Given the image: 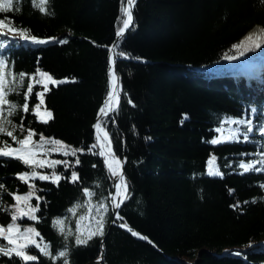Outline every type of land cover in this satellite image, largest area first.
<instances>
[{
    "label": "trees",
    "instance_id": "obj_1",
    "mask_svg": "<svg viewBox=\"0 0 264 264\" xmlns=\"http://www.w3.org/2000/svg\"><path fill=\"white\" fill-rule=\"evenodd\" d=\"M125 4L49 0L51 14H45L33 0H19L18 11L0 13V18H10L14 26L38 38L67 41L33 44L0 38V58L16 75L8 99L18 107L10 116L4 113L15 128L6 127L17 139L31 129L32 140L43 150L34 158L45 162V167L35 166L37 177L26 183L18 175L30 173L31 167L0 156V226L7 230L12 223V194L24 196L33 185L28 203L38 206L37 219L20 216L15 223L21 233L34 228L40 235L33 238L50 253L44 255L30 244L26 253L36 256L35 261L0 253V264H64L65 259L87 264L98 258L103 236H94L86 245H77L75 239L95 230L104 212L101 204L108 209L105 252L103 260L93 264H264V86L242 72L248 62H256L264 77V44L251 51L233 48L256 25L264 29V5L260 0H135L134 22L116 45L129 57L117 61L119 106L99 120L114 153L121 156L124 151L126 156L128 199L119 210L122 219L108 228L110 174L98 154L94 122L109 91L108 47L122 25ZM37 68L57 81L66 80L48 84L40 108L42 115L45 109L52 113L47 123L32 111L41 85L28 97L29 111H23L28 76ZM19 73L28 75L20 81ZM238 120L251 125L233 122ZM41 135L83 151H52L56 145L42 143ZM214 139L220 142L211 143ZM4 142L19 147L0 134V147ZM211 157L222 175H208ZM53 161L69 166L49 167ZM241 164H252L253 169L244 172ZM73 171L79 177L75 182ZM53 172L63 179H39ZM57 219L63 221V232L54 224ZM123 222L152 244L121 228ZM8 235L15 243L0 236V246L26 242L17 233ZM65 250L67 256L60 257Z\"/></svg>",
    "mask_w": 264,
    "mask_h": 264
},
{
    "label": "snow or ice",
    "instance_id": "obj_2",
    "mask_svg": "<svg viewBox=\"0 0 264 264\" xmlns=\"http://www.w3.org/2000/svg\"><path fill=\"white\" fill-rule=\"evenodd\" d=\"M49 3V0H33V5L35 7H38L39 10L42 13L45 14H51L48 12L47 5ZM260 3L264 5V0H260ZM19 0H0V13H6L12 10H19L18 7ZM135 5V0H127L126 6H123L121 9L122 12V27H119L116 31L117 38H120L124 35L125 31L131 26L133 22V16H132V8ZM8 34H13L14 36H18L19 38L29 41L33 44H46L50 42H57V43H66V40H57L56 38H48V39H41L38 38L35 35H32L30 33V30L28 29H21L17 28L11 23L10 18H0V36H5ZM246 44L250 45V47L245 46ZM264 44V29H262L259 33L250 34L248 37H246L245 41H241L240 44L233 45L234 49L239 50L241 47H244V51H251L255 50L256 48L261 47V45ZM3 44H0V47H3ZM115 47V45H114ZM110 52L113 51V49L109 50ZM240 55H243L244 52H240ZM118 55H123V53H118ZM226 59L232 60L236 57L233 56H226ZM115 60L113 57L110 56V67H109V91L107 93V97L105 99L104 105L99 109L98 116L108 115L109 112L117 110L120 102V92L118 90V77L115 74V68H114ZM12 76V81L8 80L9 76ZM28 74L26 73H19V80L23 81L24 78ZM16 82V75L12 74L8 70V66L6 65L3 58H0V134H5L8 137H11L13 141H15L19 147L12 148L11 145H9L7 142H4V146L0 147V156L4 157H11L13 159H19L24 164L29 165L31 167V172H25L18 175V178L24 182H28L29 179L37 177V172L35 171V166L38 165L39 167H45L44 161H37L35 160V149L37 147H42V144L38 145L36 142L32 140L33 135L35 134L31 129L27 130V135L24 136L23 139H17V137L14 135L12 130H9L6 125H11V121L8 120L4 113L7 112V114L10 116L14 114L15 110L17 109L18 105L13 103L8 99L9 93L15 91V88L13 87V84ZM65 81H57L53 78L52 75H50L47 72H44L37 68L36 73L28 76V84H27V90L24 92L25 97V103L23 104V111L27 112L29 111L28 107V97L33 94V89L36 85H41L42 90L39 92H36L35 95L39 97V103L32 109V111L36 114L37 118L40 119L43 123H47L48 120L52 119V113L51 111H48L47 109L44 110L43 115L40 112L41 105L44 104V94L48 92L50 89L48 87V84L51 83L53 85L64 83ZM131 103V100L128 101ZM255 111V109H253ZM46 117V118H45ZM234 123H248L251 125V121H233ZM12 128H15V125H11ZM94 128L97 130V141L100 142L101 137L99 133L103 132V141L104 143L100 144L101 152L99 153L102 156H105V164L107 165L108 169L111 172V175L113 177L118 178V182L115 184L116 193L113 196V208L119 209L121 204L128 199V185L125 181V178L122 174V172L117 171V168L120 166V161H117L114 157L112 159L108 158L107 153H111V142L108 138V133L104 132L101 123L98 122L94 125ZM248 132L252 131L251 126L247 129ZM260 132L264 133V127L260 128ZM248 137L245 135V140H247ZM40 141L42 143H50L53 145H56L55 148L51 149L52 151H64L65 155L71 154L75 155L77 151H83V149H72L71 146L65 145L62 141L59 140H46V138L41 135ZM219 140H212L211 143H219ZM95 147V145H93ZM105 148H107V153L105 152ZM89 152L92 151V148L88 149ZM215 157H211L208 161V175H222V173L219 171V169L215 165ZM57 163H64L65 167H68V163L66 161H53L50 164H48L49 167H54ZM76 163L79 164V159L76 160ZM95 167V165H94ZM240 167L244 170V172H248L253 169L252 164H241ZM255 171L259 172L262 171L260 168L254 169ZM40 180H51L53 183H58L61 179H63L62 176L57 175L55 172H53L51 175H39ZM78 174L77 172L73 171L71 180L72 182H75L78 180ZM261 187H264V185H261ZM0 188H3V185H0ZM232 191L231 189L229 190ZM35 188L33 185H30L29 192L24 195H17L12 194L13 199L16 201L15 205H12L13 208L16 209L12 213V223L7 226V230H5L2 226H0V236H3L5 239L9 241V244H14L15 240L11 235H8L9 233H18L21 238H23L26 242L17 244L15 247L7 248L6 246H0V253H3L4 255L11 256L13 253H15L16 256L20 257L23 261H35L37 259L36 256L28 255L26 253V249L30 244L35 245L37 248L40 249V252L44 255H50L48 251H46L47 245L45 247L41 248L39 243L33 238L32 234L35 236H39L40 234L36 232L34 228H26L23 230V232H20L19 225L15 223V221L20 216H28L30 219L35 220L37 217L34 215V213L38 210L37 207H32L28 201L30 198L34 195ZM86 194L88 193V190L85 189ZM24 202L25 207H21V202ZM254 202V201H253ZM247 203V201H245ZM27 208V210H25ZM99 208L104 209V212H107L108 209L105 207V205L101 204L99 205ZM71 211V209H70ZM104 212L100 213V219L96 221V228L95 230H88L87 234H81L77 235L75 239V243L77 245H86L88 242L94 237V236H103L104 235V224H105V216ZM117 218L120 219L119 214L117 213ZM54 224L60 226L59 230L63 232V221L57 219L54 221ZM121 227H127L126 224H121ZM129 231H132L130 228ZM132 234L134 236H139L138 233L132 231ZM142 239H146L145 237H140ZM60 257H66L67 256V250L59 252ZM53 259H56L54 256ZM64 264H69V261L67 259L64 260Z\"/></svg>",
    "mask_w": 264,
    "mask_h": 264
},
{
    "label": "water",
    "instance_id": "obj_3",
    "mask_svg": "<svg viewBox=\"0 0 264 264\" xmlns=\"http://www.w3.org/2000/svg\"><path fill=\"white\" fill-rule=\"evenodd\" d=\"M126 2H127V0H126ZM125 6H126V4H125ZM133 8H134V7H133ZM133 8H132V16H133V22H134V11H133ZM133 22H132V24H133ZM132 24H131V26H132ZM122 26H123V25H121L120 27H122ZM131 26H130V27H131ZM130 27H129V28H130ZM255 27H257V26H255ZM129 28H128V29H129ZM253 28H254V27H253ZM128 29H127V30H128ZM127 30H126V31H127ZM126 31H125V32H126ZM120 38H121V37H120ZM120 38H117V36H116L115 39H114V41L112 42V44L108 47V50L113 49L112 52L109 51V53H108V61H109V65H110V56L113 57L114 60H115L114 68H115V74H116V76L119 78V79H118V90H119V92H120V96H121L120 75H119V73H118V71H117V61H118L119 59L123 58V56H124L125 58H129V57H128L126 54H124L123 52L118 51L117 48H116V45H117L118 41L120 40ZM114 45H115V47H114ZM118 53H123V55H118ZM137 60L143 61V59H140V58H138ZM106 97H107V96H106ZM106 97H105V99H106ZM105 99L103 100V103H102V105L100 106V108L104 105ZM100 108H99V109H100ZM113 112H114V111L109 112L108 114H112ZM98 113H99V110H98ZM98 113H97V115H96L94 125H95V124L98 122V120H100V118L103 116V115L98 116ZM94 130H95V140H96V143H97V135H98V134H97V130H96L95 128H94ZM103 131H104V132H107V131L104 130V129H103ZM102 133H103V132H102ZM108 138H109V140H110L109 135H108ZM110 142H111V140H110ZM111 151L114 153L112 146H111ZM100 152H101V149H99L98 154H99ZM99 156L102 158L105 167L108 169L107 165L105 164V160H104L103 156L100 155V154H99ZM116 156H117V155H116ZM117 158L120 160V170H119V172H122V174H123L124 167H125V163H126L125 152L123 151L122 155H121V156H117ZM108 171H109V174H110V182H111V193L109 194V198H110L109 204H110V209H111V215H112V218H111V221H110V224H109V227H108V228H110L113 224H115V220L118 219L117 216H116V213L119 214V210H120V208H119V209L113 208V201L111 200V197H112V189H113L114 183L116 182V180H117L118 178H117V177H113V176L111 175V172H110L109 169H108ZM121 205H122V204H121ZM120 207H121V206H120ZM119 217H120V219H122V217H121L120 215H119ZM122 224H126L127 227H121V226H120L121 224H119V226H120L121 228H123L124 230H126L127 232H130L131 235H133V234H132V231H134V232H136V233L139 234V236H134V235H133L134 237H136V238H138V239H141V240H143V241H147V242L151 243V241H150V240H149L144 234L140 233L138 230H132V229H131V226H130L127 222H123ZM129 228H130L132 231H129V230H128ZM106 234H107V232L103 235V237H102V239H101V253H100L99 257L96 258V259H94V260H92V261H90V262L87 263V264L99 263V262H101V261L103 260L104 252H105L104 239H105ZM140 237H145L146 239H142V238H140ZM151 244H152V243H151ZM254 244H255V243H254ZM254 244H251L250 246H252V245H254ZM250 246H249V247H250ZM184 262H186L187 264H195V263H196V261H192V262H190V261H184Z\"/></svg>",
    "mask_w": 264,
    "mask_h": 264
},
{
    "label": "bare ground",
    "instance_id": "obj_4",
    "mask_svg": "<svg viewBox=\"0 0 264 264\" xmlns=\"http://www.w3.org/2000/svg\"><path fill=\"white\" fill-rule=\"evenodd\" d=\"M257 28H258V27H254V28H252V29L248 32V34L254 32ZM99 135H100V137H101V140H100V142L97 141L96 144H97L98 148L101 149L100 144H101V143H104V141H103V133L101 132V133H99ZM104 150H105V152L107 153V148H105ZM107 154H108V158H109V159H112V158L114 157L117 161H120V160L117 158L116 154L113 153L112 151H111V153H107ZM103 158H104V160H105V156H103ZM119 170H120V166L117 168V171H119ZM117 182H118V179H117L116 182L114 183V186H113V189H112V197H111V200H112V201H113V196H114L115 193H116L115 184H116ZM116 214H117V213H116ZM116 216H117V215H116Z\"/></svg>",
    "mask_w": 264,
    "mask_h": 264
},
{
    "label": "rangeland",
    "instance_id": "obj_5",
    "mask_svg": "<svg viewBox=\"0 0 264 264\" xmlns=\"http://www.w3.org/2000/svg\"><path fill=\"white\" fill-rule=\"evenodd\" d=\"M251 30V29H250ZM249 30V31H250ZM248 31V32H249ZM261 31V28L260 27H258L254 32H252V33H250V34H255V33H259ZM247 32V33H248ZM246 33V35L245 36H249L250 34H247ZM5 36H8V37H12V36H14L13 34H8V35H5ZM14 37H17V36H14ZM0 38H1V36H0ZM246 70L248 69H250L251 71H255V69H256V66L255 65H249L248 67H246L245 68ZM15 233V232H14ZM18 234V233H17ZM19 235V234H18Z\"/></svg>",
    "mask_w": 264,
    "mask_h": 264
}]
</instances>
